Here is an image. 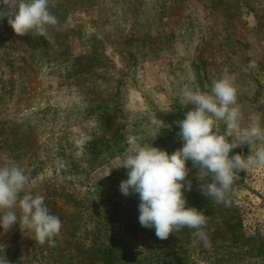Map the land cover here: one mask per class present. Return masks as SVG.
Segmentation results:
<instances>
[{"label": "rangeland", "instance_id": "rangeland-1", "mask_svg": "<svg viewBox=\"0 0 264 264\" xmlns=\"http://www.w3.org/2000/svg\"><path fill=\"white\" fill-rule=\"evenodd\" d=\"M49 10L60 25L45 38L19 36L0 19V165L11 159L25 169L24 192L43 195L63 226L54 244L38 243L19 224L0 229V247L8 264H92L89 231L105 198H121L112 179L121 154L97 153L106 149L102 131H115L123 152L150 143L171 154L168 131H179L177 121L194 107L181 90L210 92L225 71L237 76L242 109L229 140L239 142L257 119L264 127V0H49ZM251 60L257 67L245 72ZM219 132L226 134L222 122ZM235 153L246 157L250 148ZM187 167L201 192L198 169ZM242 174L229 194L233 230L219 218L204 228L207 243L192 234L153 241L125 232L127 242L169 248L184 264H264V168ZM68 195L86 198L83 218L73 219Z\"/></svg>", "mask_w": 264, "mask_h": 264}, {"label": "clouds", "instance_id": "clouds-1", "mask_svg": "<svg viewBox=\"0 0 264 264\" xmlns=\"http://www.w3.org/2000/svg\"><path fill=\"white\" fill-rule=\"evenodd\" d=\"M0 5L4 6L0 8V19L7 18L19 36L34 31L45 38L50 26L60 25L49 10V0H0ZM256 67V61L251 60L244 71ZM238 91L237 76L228 71L212 82L210 92L186 86L180 92L181 99L185 106L194 107L185 113L184 119L177 121V136L183 146L169 154L150 143L137 144L121 154L117 168L126 169L128 178L121 181L119 189L124 196L138 194L139 223L154 229L159 239H167L187 227L194 230V243L195 238L207 243L204 232L207 216L196 207L186 206L185 191L192 189V182L187 179L191 171L188 161L198 169L202 194L225 206L230 204L229 194L239 172L264 168V127L258 119L238 137L239 142L228 138L239 130L242 119ZM221 122L226 126V134L219 132ZM243 145L249 146V155H230L233 149ZM208 177L211 182L204 183ZM28 183L25 169L14 160L6 159L0 165V229L7 232L19 224L21 230L34 233L38 243L54 244L63 222L50 213L43 195L24 192ZM0 251L3 252L2 247ZM0 264H8L4 252Z\"/></svg>", "mask_w": 264, "mask_h": 264}, {"label": "trees", "instance_id": "trees-1", "mask_svg": "<svg viewBox=\"0 0 264 264\" xmlns=\"http://www.w3.org/2000/svg\"><path fill=\"white\" fill-rule=\"evenodd\" d=\"M105 117L109 123L111 120L110 115ZM106 131H102L99 137L100 141H103L106 149L105 151L100 150L98 154L105 152L106 158L111 156L122 154L123 145L119 144V135H116L115 131H111L110 135L105 134ZM178 131H168L169 137L177 149L183 146V142L177 136ZM176 137V138H175ZM238 151V150H237ZM90 154H94L96 150H89ZM237 154L235 149L232 150L230 155ZM93 156V155H92ZM92 168V167H91ZM124 168H119L112 173V179L120 185L122 180H125L123 171ZM242 171L238 173V179L235 184L240 182L242 179ZM234 184V185H235ZM233 185V186H234ZM117 189V187H115ZM121 198L112 199L111 197L105 198L104 208L101 211L100 217L93 222V227L89 233L91 235L88 251L92 255V264H184V259L178 257L177 254L169 248L163 246H156L149 250L150 247L144 249H136L126 240L125 232L127 234L138 233L145 238H150L156 241L158 237L155 234V230L151 228L142 227L139 223V197L138 194H132L124 196L119 189ZM74 202L75 211L72 213L73 219L83 218V210L88 209L86 204V198L74 199L71 195H68ZM185 197L187 199V205L196 207L202 210L207 216V225L205 228H209L213 224H218V219H221L222 225L228 230H233L236 222L231 221L233 218V208L231 207L232 200H230L229 206H225L222 203H215L212 199L207 198L197 189L193 188L191 191H185ZM89 219H92L89 217ZM86 220V219H84ZM217 220V221H216ZM76 223L72 226L71 231L75 233L77 229ZM194 230L187 227L173 234L175 235H186L188 240L189 235ZM148 249V251H147Z\"/></svg>", "mask_w": 264, "mask_h": 264}]
</instances>
